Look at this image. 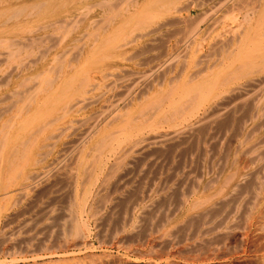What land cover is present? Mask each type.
Instances as JSON below:
<instances>
[{
	"label": "rangeland",
	"instance_id": "374dc122",
	"mask_svg": "<svg viewBox=\"0 0 264 264\" xmlns=\"http://www.w3.org/2000/svg\"><path fill=\"white\" fill-rule=\"evenodd\" d=\"M219 1L221 0H0V57L3 55L0 58L3 60H0V123L6 116L9 105L13 103L11 105L13 106L14 102L21 101L27 93L25 89L33 84L34 77L29 75L31 71H40L41 76L38 73L35 80L43 82L42 85L54 83L59 75L83 60L88 43L91 44L92 38L96 40L99 36L102 40L101 45L103 43L105 45H102L104 51L97 64L105 67L115 62L119 68L114 67L113 73L124 76H121L124 78L122 84L116 87L114 92L111 90L108 97L111 95L112 99L113 94L124 93L127 88L131 91L133 84L130 79L136 72H143L149 63L161 61L168 54H173L178 49V43L180 44L181 39L185 38L189 31L199 29L205 33L203 31L207 28L208 17L206 14L209 15L213 5ZM256 1L258 0H234L232 4L238 6L244 2L243 5L251 6ZM136 4L142 7V14H137L133 9ZM122 17L130 18V22L117 26L116 23H119ZM194 23L197 29L193 27ZM153 28L157 30L150 36L140 38L130 45L125 44V41L131 40L141 30ZM211 38L212 36H209L208 40ZM204 44L206 47V43ZM208 47L211 45L206 48ZM190 51V48L186 50L184 46L178 49V56L175 55L171 62L172 65L176 64L177 69L174 67L176 71L181 68L183 59L190 60L194 57H190L192 52ZM153 54L157 55V58ZM118 56L125 57V60L120 62ZM211 56L213 63L214 53ZM208 61L205 58L198 65L193 61L194 66H191L190 73L201 68V65L204 67V63ZM99 66H93L92 71ZM262 70L264 62H256L251 68L237 71L235 77L239 74V81L244 82L248 77L257 74L258 77L261 76ZM92 71L89 73L92 74ZM171 73L169 76L167 74V77L174 72ZM85 76L86 73L78 81L79 85L86 83ZM24 77L26 78L23 79ZM170 84H167L168 87ZM261 84L259 93L257 91L254 94H240L241 92L232 91L231 88L228 96L227 94L222 96V101L233 100L236 96L239 99L237 98L228 108L219 111L221 112L219 114L214 111L209 121L205 120L195 125L188 136L179 133L172 140L143 148L137 152L138 156L134 154L124 159L123 157L112 159L100 176L101 181L96 184V186L99 184L97 186L99 189L94 186L91 191L94 189L95 191L88 194L89 198L88 195L85 197L86 205L84 203L82 212V208L74 212L78 209L71 200L73 197L70 187L73 180H70L67 172L62 174L68 171L69 165H72L70 161H74L71 160L73 157H69L59 171L48 174V177L26 197L19 201L14 200L15 203L12 199L4 200L0 204V264H264V85ZM231 85L233 87V83ZM21 90L26 91L24 95ZM144 90L146 94H143L142 98H150V94L147 95V92L151 91L150 87L144 85L137 92L142 94ZM12 93L17 94L18 98L11 95ZM192 97L188 99L194 101L198 96ZM15 99L18 100L14 101ZM219 100L221 101V98ZM105 103L102 98L86 107L82 114L83 118H95ZM213 107L212 102L210 110L213 111ZM76 134L73 138L66 135L57 149L61 148L62 151L64 145L67 148V145L78 136ZM50 152L49 150L45 156L43 153L42 157L47 158ZM135 182L140 185H136ZM100 183L103 188H100ZM30 203H34V207ZM66 204L67 208L70 204L72 208L74 206L71 214L69 213L71 216H65L63 212ZM37 209L39 212H36ZM49 222L52 224L49 225Z\"/></svg>",
	"mask_w": 264,
	"mask_h": 264
},
{
	"label": "bare ground",
	"instance_id": "6f19581e",
	"mask_svg": "<svg viewBox=\"0 0 264 264\" xmlns=\"http://www.w3.org/2000/svg\"><path fill=\"white\" fill-rule=\"evenodd\" d=\"M122 1H124V0H122ZM232 1H234V0H221V1L217 2L216 5H213V8H211L209 15L206 14L208 17L206 20L207 21V28L205 29V31H203L205 33H202V30H199V29L193 30L194 28L195 29H197V28L194 27V25L196 23L192 24L194 27V28H192L193 31L190 32L188 30L189 34L188 35L186 34L187 36H185V38L181 39L180 44L178 43V49H181V46H182V48L184 46V49H186V50L188 48H190V50L192 51V52L190 51L191 52L190 57H193V56L194 57L190 58V60H188V58L183 59L181 61V63H182L181 68H179L178 71H176V69H177V66H175L176 64L172 65V63H171L172 59H174L175 55H177V52H178V49H177V50H175L176 52L174 51L175 53L173 52V54L171 53V55L168 54L169 56L167 55V57L162 59L161 61L149 63L147 66V69L145 71L136 72L135 75L133 76V78L131 77V79H130L132 84H133L132 90L128 91V88L126 87L127 91L124 89L126 92L117 93L118 95L113 94L112 99L110 98L111 95L109 97H108V95L110 94L111 90L113 91L116 87H118L122 84V82L124 81L123 80L124 78H121V76H123V75L120 76V75H115L113 73L114 67H115L114 69L119 68V65L117 63L114 62L113 64H111L109 66H105V67H101V65L99 66V64H97V61H99V58H100V56H102L103 51H104V50H102V49H104L102 46L104 43L101 45L102 40L99 39L100 36L96 40L92 38L91 44L88 43L87 51L85 49L86 53L84 52L85 55H84L83 60L80 61V63L71 66L66 72H63V73L61 72L62 73L61 75H59V76L56 75L58 77L56 78L54 83L52 82L53 84L49 82V84H47V85L46 84L42 85L43 82H41L38 79L35 80V75L38 76V73H39V75L41 76L40 71L34 70V71H31V73H30V70L28 68L30 74L29 73H27V74H29L30 76L33 75V77H34L33 84H31L30 86L28 85L29 87L26 86L27 89H25V90H27V93H26L24 98L22 97L23 99L21 101H18L15 103L14 101L18 100V99H15L13 101L14 105L11 106L13 103L11 105H9L10 106V107H8L9 109L8 108H7L8 110L6 109L7 114L4 117V119L2 120V122L0 123V204H2V202L6 199L7 200L12 199L13 200L12 202H14V200L16 201V199H18L17 201H19V199L26 197L33 189H35L38 186V184H40L46 177H48V174L50 175V173H52L54 171H56V172L59 171L61 168H63L65 161L69 157H71V158L73 157V159H71V160H74V161L73 162L70 161L72 165L67 164L70 167H68L69 168L68 171H65V173H62V174H66V172H67L70 180H73V183L71 182L72 186L70 187V189H71L70 193L73 197V199H71V200H73L72 204L74 203L73 205L75 206V208L78 209V210L75 209L74 212L79 211V209L84 206L85 197L88 194H90L91 192L95 191V189L93 191H91V190L93 189L94 186H96L97 183H99L98 181L100 180V176L104 173V170L106 168H108V165L112 159L117 160V159L122 158V157H123V159H124V157L128 158L129 155L137 154V152H140L143 148H145L151 144L172 140L179 133L184 134L186 136L187 134L192 132L195 125H198L200 122L208 120L209 117H211V115L214 114L213 113L214 111H217V113L219 114V113H221L219 111H221V110L223 111L224 109L228 108V106H231L236 101V99L238 98L236 95H234L236 97H234L233 100L230 99V101H229L227 99L229 102L225 101L226 102L225 103L222 101V96H224V94H227V96H228V92L231 88H232V91L236 90L238 92H241L240 94L244 93L246 95V94H250V93H252V94L256 93L259 89L261 82L262 83L264 82V70H262V72H261L262 74H260L261 76L258 77L259 74H257V76L248 77L244 82L239 81V79H240L239 74H238V77H235V73L237 71L244 70V68L245 69H247L249 67L251 68V66L253 64L255 66L256 62H258V63L264 62V56H263L264 55L263 54L264 53L263 52V50H264V0H258L256 2H254L252 5L250 3H248L251 6L243 5L244 2L242 3V5L237 4L238 6H234V4H232ZM111 2L113 3V1H111ZM153 3H155V1H153ZM118 4H121V3L118 2ZM109 5H110V3H109ZM103 6H105V5H103ZM224 7H226V9H224ZM33 8H35V7H33ZM133 9L135 10V12H137V14H142V12H143V9H142V7H140V5H137ZM83 15H85V14H83ZM154 15H156V14H154ZM202 15H204V14H202ZM156 16H159V15H156ZM198 16H199V14H198ZM203 18H205V17H203ZM77 19H79V18H77ZM98 20H100V19H98ZM70 21H71V19H70ZM126 22H130V18L122 17L119 20V23L117 22L116 24H117V26H119L120 23H121V25H123V23L126 24ZM166 22H168V21H166ZM169 22H170V20H169ZM65 23L67 24V22H65ZM101 25H102V23H101ZM192 25L190 27H192ZM162 26H164L163 22H162ZM55 28H57V27H55ZM10 30H13V29H10ZM156 30L157 29H155V28L148 29L146 31L141 30V32H139L131 40L125 41V44L130 45V44H132V42L139 41L140 38L147 37L148 35L150 36L151 33L153 31H156ZM113 32H115V31H113ZM210 33H212V34H210ZM183 34H185V33L183 32ZM168 35H169V33H168ZM207 36L208 37L212 36V38L210 40H208ZM35 40H37V37ZM97 40H99V41L97 42ZM152 40H153V38H152ZM4 42L6 43V41H4ZM41 42H43V41H41ZM35 43L33 42V44H35ZM50 43H52V41ZM204 43H206V47L209 45H211V47L206 48ZM176 44H177V42H176ZM82 45H83V43H82ZM149 45H151V44H149ZM163 46H164V44H163ZM185 47H187V48H185ZM204 48H206V49H204ZM5 49L6 48H4V50ZM4 50H3V52H4ZM146 50H148V49H146ZM13 51H15V50H13ZM8 52L6 51L7 54H10ZM142 53H144V51ZM213 53L215 56H214L213 63H211V57H212L211 55H213ZM161 54H158V55L160 56ZM29 55H30V52H29ZM103 56H105V55H103ZM106 56H108V55H106ZM154 56H156V58H157V55H154ZM1 57H3V55ZM8 57H10V55ZM5 58H7V57H5ZM131 58L129 57V59H131ZM205 58H206V60H209L208 63L207 62H206V64L204 63V67H203V65H201L202 66L201 68H197L196 70L191 71V73H190V70L192 69L191 66L193 65V61H195V64L198 65L201 61H204ZM117 59L121 60L120 62H122L123 60H125V57L118 56ZM1 61H3V60H1ZM90 61H92V66H90ZM148 61H149V59H148ZM151 61H152V59H151ZM21 63H22V61H21ZM57 63H58V60H57ZM57 63H56V65H58ZM138 64H140V63H138ZM93 66L94 67L99 66V67H97L95 69V71H92ZM179 66H180V63H179ZM66 67H67V64H66ZM52 68L54 69V67H52ZM41 69H42V67H41ZM171 69H173V70H171ZM43 71H44V69H43ZM43 71H42V73H43ZM90 71H92V74L89 73ZM123 72H125V71H123ZM170 72H172V73L174 72V73L170 77H167V74L169 76ZM46 73L48 74V72H46ZM85 73H86V76H85L86 83L79 85L78 81L82 79V77L85 75ZM25 74L26 73H24V75ZM240 74H241V72H240ZM42 75H44V73ZM4 76H5V74H4ZM25 78L26 77H24L23 79H25ZM28 79H30V78H28ZM106 79H109V80H106ZM175 81H176V83H175ZM22 82H21V84H22ZM34 82H36V83H34ZM148 82H149V84H148ZM168 83L169 84L171 83L169 87L167 85ZM232 83H233V87H231ZM174 84H175V86H174ZM127 85H128V83H127ZM144 85L148 88L150 87V89H151L150 92L149 91L147 92V95L150 94V98H142L143 94H146V90H144V92H141L142 94L138 93L139 92L138 90L142 89V87H144ZM261 85H264V84H261ZM129 86L132 87L131 85H129ZM22 92L24 95V92H26V91H22ZM115 92H116V90H115ZM15 93H16V91H15ZM258 93H259V91H258ZM11 95L16 96L17 94L12 93ZM137 95L139 97H137ZM237 95L239 96V94H237ZM13 96H11V97H13ZM20 96H22V95H20ZM192 96L194 98L196 96H198V97L194 101L189 100L188 98H191ZM251 96H253V95H251ZM7 97H9V96H7ZM255 97H256V95H255ZM102 98H104V102H106V103L104 105V108L101 111L99 110L100 113L97 116H95V118H93V119H86V117L83 118L84 115H82V114H83L84 109L86 107H88L89 105H92L97 100L102 99ZM220 98H221V101L219 100ZM229 98H231V95ZM187 99H188V101H187ZM212 102L214 103V107H213L214 109L212 108L213 111L210 110V108H209V106H211ZM192 104H193V106H190ZM4 107H6V106H4ZM123 107H126V108L124 109ZM238 108H240V107L238 106ZM236 111H237V109H236ZM230 112H231V110H230ZM241 115H243V114H241ZM216 122H218V121H216ZM204 123H206V122H204ZM151 125H153V126H151ZM214 125H216V124H214ZM154 129H155V131H153ZM226 129H227V127H226ZM216 130H218V129H216ZM248 133H246V134H248ZM75 134H76V136L77 135L78 136L75 137L76 139H73L67 145V148L64 145L65 148L62 151L60 150L61 148L57 149V147L61 144V142L63 141V139L66 135L68 137L73 138L75 136ZM183 138H184V136H183ZM175 142H176V140H175ZM217 142H219V141H217ZM253 144H255V143H253ZM150 148H152V147H150ZM49 150L51 152H50L49 156L47 158H45L44 156L46 154L48 155ZM55 150H56V152H55ZM199 151H201V150H199ZM153 152H154V150H153ZM43 153H44V156L42 157ZM149 154H151V153H149ZM137 156H138V154H137ZM144 157H145V155H144ZM220 157H222V156L220 155ZM255 157H257V156H255ZM130 159H129V161H130ZM160 162H161V160H160ZM113 163H115V162H113ZM215 163H217V162H215ZM129 164H130V162H129ZM187 164H188V162H187ZM218 167H219V165H218ZM165 168H166V166H165ZM190 170L191 169H189V171ZM189 171H187V172H189ZM126 173H127V171H126ZM158 173H159V171H158ZM112 174H113V172H112ZM191 174H192V172H191ZM231 174H232V172H231ZM197 175H199V174H197ZM173 176H175V175H173ZM106 177H108V176H106ZM189 179H192V178H189ZM124 181H126V180H124ZM102 182L105 183L104 181H102ZM181 182H183V181H181ZM207 182H210V181H206V183ZM138 184L140 185V183H138ZM138 184L136 183V185H138ZM101 185L102 184L100 183V186ZM110 186L111 185H109V187ZM163 187H165V186H163ZM68 188L69 187H67V189ZM100 188H103V186H101ZM119 188L121 189L120 186H119ZM173 188H175V187H173ZM67 189H65V190L67 191ZM97 189H99V188L97 187ZM93 194H95V193H93ZM120 194H122V193H120ZM72 197H70V198H72ZM107 197H108V195H107ZM224 197H226V196H224ZM88 198H89V195H88ZM118 198H119V196H118ZM143 199H142V202H143ZM59 202H60V200H59ZM152 203H151V205H152ZM31 204L32 203H30V205ZM33 204L31 206L34 207ZM45 204H46V202H45ZM72 204H70V205L72 206ZM103 204H102V206H103ZM48 205L50 206V203ZM70 205H69V207H71ZM85 205H86V203H85ZM221 205H223V204H221ZM221 205H220V207H222ZM74 206H73V208L72 207L67 208V204H66V209H65V211H63V212H65V216H67V215L71 216L70 215L71 209H74ZM89 206H90V203H89ZM133 206H135V205L133 204ZM217 208H219V207H217ZM141 209H142V207H141ZM219 209L221 210V208H219ZM59 211H60V209H59ZM82 211H83V208H82L81 212ZM36 212H39L38 209ZM19 215H20V212H19ZM21 215H22V213H21ZM200 216H202V215H200ZM77 217H81V216H77ZM12 218H14V217H12ZM53 218H55V217H53ZM24 219L27 220L26 218H24ZM29 220H30V217H29ZM55 220H56V218H55ZM80 220H81V218H80ZM55 223H57V222L55 221ZM50 224H52V223L49 222V225ZM74 224H75V222H74ZM42 228H44V227H42ZM13 229H14V227H13ZM61 229H62V227H61ZM39 230H41V229H39ZM205 230H206V228H205ZM205 232H207V231H205ZM171 233H172V231H171ZM25 242H27V241H25Z\"/></svg>",
	"mask_w": 264,
	"mask_h": 264
}]
</instances>
